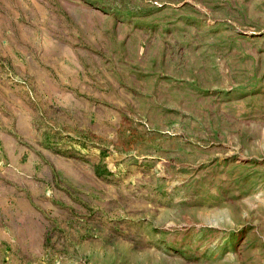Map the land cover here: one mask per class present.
Listing matches in <instances>:
<instances>
[{
	"label": "rangeland",
	"instance_id": "1",
	"mask_svg": "<svg viewBox=\"0 0 264 264\" xmlns=\"http://www.w3.org/2000/svg\"><path fill=\"white\" fill-rule=\"evenodd\" d=\"M0 264H264V0H0Z\"/></svg>",
	"mask_w": 264,
	"mask_h": 264
},
{
	"label": "bare ground",
	"instance_id": "2",
	"mask_svg": "<svg viewBox=\"0 0 264 264\" xmlns=\"http://www.w3.org/2000/svg\"><path fill=\"white\" fill-rule=\"evenodd\" d=\"M9 223V222H8Z\"/></svg>",
	"mask_w": 264,
	"mask_h": 264
}]
</instances>
